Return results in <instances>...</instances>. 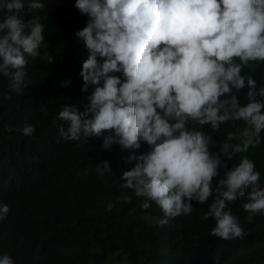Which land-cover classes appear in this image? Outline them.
Returning a JSON list of instances; mask_svg holds the SVG:
<instances>
[{"label":"clouds","instance_id":"9594fccd","mask_svg":"<svg viewBox=\"0 0 264 264\" xmlns=\"http://www.w3.org/2000/svg\"><path fill=\"white\" fill-rule=\"evenodd\" d=\"M55 1L0 0V76L9 93L26 92L33 64L56 63L44 35ZM74 6L87 17L75 32L81 52L70 64L82 78L85 102L58 108L59 136L85 144L102 137L103 150L146 144L147 151L124 158L135 163L120 174L121 187L142 198V210L154 203L163 227L191 215L194 201L207 204L200 219L215 221L210 236L243 239L247 232L229 205L246 198L241 207L250 223L264 215V186L247 155L229 162L264 142V84L242 74L264 63V0H75ZM48 74L53 70L40 73L43 82ZM60 83L67 88L71 80ZM228 124L233 130L214 139ZM7 130L25 137L36 131L27 123ZM111 170L103 160L96 173ZM9 211L0 202V221ZM0 264L15 261L3 253Z\"/></svg>","mask_w":264,"mask_h":264},{"label":"trees","instance_id":"16d2710c","mask_svg":"<svg viewBox=\"0 0 264 264\" xmlns=\"http://www.w3.org/2000/svg\"><path fill=\"white\" fill-rule=\"evenodd\" d=\"M74 4L56 0L46 12L44 35L56 63L33 64L21 95L9 93L7 79L0 76V202L10 208L0 221V254H10L15 264H264V215L253 216L249 223L241 207L246 198L229 205L247 232L243 239L210 236L215 221L200 219L208 205L195 201L191 215L170 218L161 227L156 205L142 210V198L121 187L120 174L135 163L126 164L124 158L147 151L146 144L103 150L102 137L85 144L59 136L63 122L56 120L58 108L85 102L82 78L78 82L77 68L70 64L81 52L75 32L87 17ZM253 68L242 74L252 75L259 87L264 84V63ZM43 70H53L54 76L48 74L43 82ZM66 79L70 86L61 87ZM246 91L239 94L241 103ZM9 94L12 98L6 99ZM26 123L36 129L31 137L7 130ZM232 130L231 124L224 125L213 138L223 140ZM241 155L255 162L264 186V142L237 154L229 167ZM103 160L112 170L101 177L96 168Z\"/></svg>","mask_w":264,"mask_h":264}]
</instances>
